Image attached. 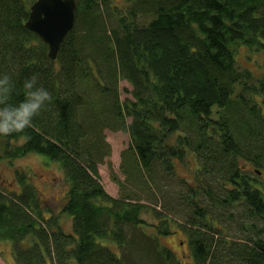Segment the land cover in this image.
<instances>
[{
	"label": "trees",
	"instance_id": "16d2710c",
	"mask_svg": "<svg viewBox=\"0 0 264 264\" xmlns=\"http://www.w3.org/2000/svg\"><path fill=\"white\" fill-rule=\"evenodd\" d=\"M35 1L0 0V76L12 105L33 74L51 100L33 127L0 136L1 156L60 163L68 190L55 215L25 170L18 190L0 181V239L15 263L264 264V64L254 75L234 50L264 54V0H76L56 60L26 26ZM107 128L131 138L123 178ZM176 229L191 261L163 241Z\"/></svg>",
	"mask_w": 264,
	"mask_h": 264
},
{
	"label": "rangeland",
	"instance_id": "374dc122",
	"mask_svg": "<svg viewBox=\"0 0 264 264\" xmlns=\"http://www.w3.org/2000/svg\"><path fill=\"white\" fill-rule=\"evenodd\" d=\"M122 0H114L115 5H121ZM235 56L239 64L247 69L253 71L254 75L260 76L264 64V54L260 50L250 49L243 44L237 45L235 48ZM121 98L124 100L127 97H131L130 91L132 85L122 80L119 83ZM105 135L107 140L112 145V154L110 160L112 162V168L114 172L123 178L122 173L119 170L121 162L122 151L129 147L131 138L129 133L121 130L113 131L110 128L105 129ZM4 144L0 140V181L6 187L11 189H19L17 182L14 178L16 171H26L31 177V181L36 186L40 195H42L48 201V205L53 209L54 214L57 215L61 212L63 205L66 202L68 186L64 180L63 170L61 164L49 160L48 158L39 154H28L22 158L11 159L5 156H1V146ZM178 173L183 176H191V172L185 166L178 164ZM100 174L103 185L106 190L112 195H118V186L111 178V172L107 164L100 165ZM49 216L48 214H46ZM185 216L184 214H180ZM64 217V216H63ZM64 227L70 228L69 218L64 217ZM179 221V220H178ZM236 230V228H234ZM233 229H231L232 231ZM237 231V230H236ZM234 234V231L230 232L234 238L243 237V233ZM164 243L170 246L177 256L183 262L191 261L190 250L188 247V241L186 234L180 230L176 231L164 238ZM114 243V242H113ZM118 250V247L116 248ZM223 249V247H221ZM227 249V246H226ZM228 250V249H227ZM0 264H16L12 254V243L10 240L0 239Z\"/></svg>",
	"mask_w": 264,
	"mask_h": 264
},
{
	"label": "clouds",
	"instance_id": "9594fccd",
	"mask_svg": "<svg viewBox=\"0 0 264 264\" xmlns=\"http://www.w3.org/2000/svg\"><path fill=\"white\" fill-rule=\"evenodd\" d=\"M37 82V74L27 78L23 84L25 99L12 105L9 101L14 85L8 75L0 76V136L21 134L33 127L34 118L51 100V94Z\"/></svg>",
	"mask_w": 264,
	"mask_h": 264
},
{
	"label": "water",
	"instance_id": "95a60500",
	"mask_svg": "<svg viewBox=\"0 0 264 264\" xmlns=\"http://www.w3.org/2000/svg\"><path fill=\"white\" fill-rule=\"evenodd\" d=\"M77 7L76 0H36L31 6L26 26L48 45L52 60L75 27Z\"/></svg>",
	"mask_w": 264,
	"mask_h": 264
}]
</instances>
